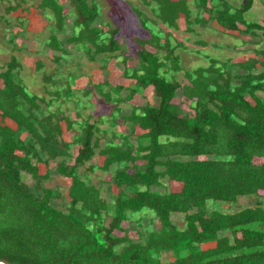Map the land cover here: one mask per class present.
Listing matches in <instances>:
<instances>
[{
	"label": "trees",
	"instance_id": "16d2710c",
	"mask_svg": "<svg viewBox=\"0 0 264 264\" xmlns=\"http://www.w3.org/2000/svg\"><path fill=\"white\" fill-rule=\"evenodd\" d=\"M61 1H39V8L52 14L44 47L59 53L53 56L59 63L69 53L67 44H72L90 62L106 57L101 66L106 69L109 58L121 55L119 27L97 25L95 0H64L73 15L67 34ZM154 1L157 20L146 18L166 23L163 0ZM180 1L185 2L168 0L167 4ZM212 1L194 0L196 8L224 30L250 36L259 31L264 39V21L241 18L252 0L235 10L224 1ZM132 10L137 17L145 16L136 7ZM173 14L170 26L181 12ZM184 18L189 21L188 9ZM140 25L150 36L138 41L139 68L129 70L128 57L122 55V74L133 86L109 85L104 80L89 83L83 92L88 95L94 88L105 103L112 104L110 123L131 122L130 132L139 127L142 132L136 143L127 135L110 132L108 136L99 127L101 116L80 123L59 107L45 112L43 107L53 100L27 91L18 78L20 63L15 56L0 65V261L4 264H264V48L243 61L209 58L206 68L185 71V80L167 79L165 70H181L173 54L179 43H171L169 31L154 34L146 22ZM145 44L163 50V57L148 52ZM36 67H42L40 60ZM53 75L43 73L41 79L54 85ZM148 87L157 98L156 105L145 100L122 114L119 103ZM70 90L66 85L62 94L68 97ZM179 90L190 101L191 116L182 113V101H174ZM60 94L58 90L50 93L55 98ZM62 121L67 131L75 133L71 142L63 137ZM72 144L76 145L74 156ZM96 154L103 157L101 169L115 165L111 183L118 192L110 201L99 186L78 174L80 168L97 167L90 163ZM66 157L72 162L67 163ZM50 161L55 163L52 171L70 180L67 200L43 185L52 172ZM39 164L47 166L43 173ZM24 173L33 179L34 192L22 179ZM164 178L180 183V189L156 190ZM248 195L258 197L254 206L231 213L206 209L208 200L234 202ZM56 198L66 201L63 209L53 204ZM144 210L153 213L158 228L143 240L133 239L122 222ZM172 213L183 215L182 228L173 223ZM212 242L214 246L204 247ZM164 251L172 252L173 259L161 260L158 255Z\"/></svg>",
	"mask_w": 264,
	"mask_h": 264
},
{
	"label": "rangeland",
	"instance_id": "374dc122",
	"mask_svg": "<svg viewBox=\"0 0 264 264\" xmlns=\"http://www.w3.org/2000/svg\"><path fill=\"white\" fill-rule=\"evenodd\" d=\"M40 0H0V65H2L6 60L9 59L11 55L16 56L20 60V68L18 78L21 79L22 83L26 86L29 93H33L38 96H44L46 99L53 100L52 103L43 107V110L47 112L48 110L54 111L57 107L63 111L65 115H68L73 120H77L82 123L84 119L89 118L92 122L101 116L102 122L99 123V127L107 131L109 136L110 132H115L117 135H127L129 140L136 143L137 135L142 132L139 127H135L134 132L131 131L133 124L131 122H122L121 120L115 124L110 123V112L112 109L111 103H105L100 96L95 92L93 88L92 92L88 95H84V92L89 87V83H98L107 80L109 85L121 84L125 87L133 86V81L129 78H125L122 74L123 64L122 55H126L127 68L132 70V68L139 67L137 58L135 56L136 49L138 48V41L143 38L149 37L148 29L140 25V22H146V26L152 29V32L156 34L158 31L164 34L163 29L157 30L161 21L157 24L149 18L157 20V5L154 3L144 2V0H95L98 9L99 17L97 18V25L106 29L109 27H119V32L117 33L118 43L121 47V54L117 59L109 58L106 69H102V63L106 60V57H100L98 62H90L87 60L82 49L76 48L72 44H67L66 49L69 51L65 54L63 58H60L59 63L53 58L54 55H59L58 52L51 51L44 47V43L49 36V27L52 23V14L49 10H41L38 6ZM224 1L228 4L232 10L240 7L245 0H213L212 4L215 2ZM65 7L66 12V33L71 32V23L73 15L68 11L66 2L61 1ZM165 4V19L168 20L165 26L169 27L170 15L174 17V12H181L185 14L188 9L189 21L187 24L194 19L192 17H197V21L200 23L203 17L206 18L207 14H203L202 10L197 14L196 6L194 0L185 2H171L168 5V0H163ZM186 4V5H185ZM189 4V5H188ZM11 7H8V6ZM132 7L138 8L145 16L137 15L132 10ZM154 9V10H153ZM183 16L180 17V26L183 28ZM243 21L246 22H259L264 21V0H252L251 8L245 11L241 16ZM159 20V18H158ZM195 21V20H194ZM199 22V21H198ZM199 23V24H200ZM210 24V23H209ZM108 25V26H107ZM195 25V24H194ZM243 26L240 25V29L243 30ZM200 32V31H199ZM204 38L209 42L208 46L200 45L198 48H184L182 46L185 43V38L179 35L180 32L176 33L177 37L170 36V41L174 44L176 41L179 46L175 48L173 54L179 58V66L181 70L171 71L169 69L164 71V75L167 79L175 77L177 80L181 81L184 79L185 71H193L197 68H206L209 64V57H214L217 60L227 62L228 60L243 61L246 58H236L240 55L239 50H245L244 57L248 56V53H253L252 48L255 50L264 48V39L261 37L260 32L257 31L256 36L247 35L245 32L241 31L240 36H244L245 42L241 39L235 38L231 33L217 32L212 26H203L201 30ZM175 40V41H174ZM246 45L242 49V43ZM254 43L258 44L256 46L251 45ZM212 43V44H211ZM149 50H154V48L148 47ZM193 50V51H190ZM198 51V52H197ZM163 50H158L156 53L159 57H163ZM178 53V54H177ZM253 57V56H252ZM36 60L42 61V67L38 69L35 66ZM42 71L46 73L56 74L53 76L54 85L50 82L44 83L41 79ZM1 84V81H0ZM66 85L70 86V95L66 97L65 94H60L59 98H55L50 93L46 92L45 89L54 88L58 90L64 89ZM106 87L105 89H107ZM41 93L43 95H41ZM126 91L122 92L124 95ZM145 100L150 102L152 105H156L157 98L152 94L151 87L145 90H139V92L130 101H124L119 103V108L122 114H128L133 105H139ZM174 101H182V113L185 115H192L193 111L189 107L190 101L182 96L181 91L177 92ZM4 122H10L5 119ZM63 128V137L66 141L72 139V135L75 134L73 131H67L64 122H61ZM15 126V125H13ZM77 130V128H76ZM120 141V138H118ZM71 155L76 154V145L72 144L70 149ZM67 163L72 162L71 157L63 158ZM103 157L96 154L90 161L91 164L97 167L93 170L84 171L83 168L78 169V174L85 178L90 183H93L100 187L101 194L109 201L111 197H114L118 192V189L111 183V175L114 172L115 165H111L108 170H103L98 166L102 165ZM140 167H142L143 162H137ZM54 161L49 162V167L54 166ZM44 164H39L40 173H43L45 168ZM22 179L30 186V191L33 190V179L26 173L22 175ZM70 183L69 178L63 177L51 172L50 177L43 182L45 187L51 188L52 190H57L62 197L67 200V188ZM181 184L175 181H169L166 178L161 180V186L155 189L160 192H171L178 191ZM258 199L255 195L239 196L234 202H220L208 200L206 202V209L212 210L217 209L222 212H235L244 207L254 206L255 201ZM65 200L56 198L53 200V204L63 209L66 203ZM264 202V198H261ZM171 219L173 223L182 228L184 226L183 215L180 213H172ZM107 217L105 221H108ZM122 227L124 231L133 239H144L146 234L152 230L158 228L157 220L155 219L152 212L144 210L138 213L131 214L129 218L122 222ZM117 234H123V231H116ZM214 243H207L204 247H212ZM161 260L167 261L173 259L172 252L164 251L158 255Z\"/></svg>",
	"mask_w": 264,
	"mask_h": 264
},
{
	"label": "crops",
	"instance_id": "0c3cea01",
	"mask_svg": "<svg viewBox=\"0 0 264 264\" xmlns=\"http://www.w3.org/2000/svg\"><path fill=\"white\" fill-rule=\"evenodd\" d=\"M151 1V3H154V4H156V2L154 1V0H150ZM172 1H176V0H172ZM185 1H190V0H185ZM217 3V1L215 2V4ZM189 5V4H188ZM195 11H197V14H199L200 13V10H198L197 8H196V10ZM203 14L205 13L206 14V12H202ZM182 16V14L179 16V17H177L176 18V20H175V24L173 25V26H170L169 25V27L168 26H165V23H160L159 25V27L157 26L156 28H157V30L159 29H163V32H166V31H169V32H171L172 34H173V37L172 38H174V37H177L176 36V33L177 32H180V34L179 35H184L183 37L185 38V43L183 44V46H184V48L186 49V48H188V46L190 47V48H194V49H196V48H198L200 45H202V46H208V41L204 38V36L202 35V33H201V30L203 29V26H206V27H213L215 30H217V32H223V33H231L235 38H237L238 40L239 39H241V40H243L244 42H245V37L244 36H240V32L239 31H235V30H233V31H230V30H224L214 19H211V18H208V14H207V17L206 18H204L203 17V20L201 21V22H203L204 21V23H200V20H196V19H198V16L197 17H192L194 20L193 21H191V22H189L188 24H187V22H186V20H185V18H183V28L180 26V17ZM189 19H190V17H189ZM200 23V24H199ZM210 23V24H209ZM157 24V23H156ZM195 24V25H194ZM239 27H240V25H239ZM148 31V33H149V30H147ZM200 31V32H199ZM155 32H158V31H155ZM49 34H50V31H49ZM150 34V33H149ZM160 35H162L161 33H159ZM248 35V34H247ZM150 36V35H149ZM147 38V37H146ZM175 41V40H174ZM46 42H47V40H46ZM45 42V43H46ZM163 42V39L162 40H160V43H162ZM208 42V43H207ZM244 42L242 43V49L244 48V47H246V45L244 44ZM44 43V44H45ZM175 44H177V41L173 44V45H175ZM212 44V43H211ZM258 44V42L257 43H254L253 42V44H251V45H254V46H256ZM147 46L148 47H151V48H154L153 46H151V45H148V44H145V46H144V48L148 51V52H151V53H157L158 51L156 50V48H154V50H149L148 48H147ZM47 49V48H46ZM197 50V49H196ZM253 50H255L254 48H252V50H250V51H253ZM190 51H193V50H190ZM198 52V51H197ZM245 52V50L243 51V50H239V52L238 53H240V55H238L236 58H248V57H252V56H254V52L251 54V53H248V56L247 57H244V53ZM178 54V53H177ZM157 55V54H156ZM14 56V55H13ZM209 58H214V57H211V56H208ZM15 58H16V56H15ZM128 58H130V57H128ZM133 58H137V56H136V52H135V56L133 57ZM17 59V61L19 62V63H21L20 62V60H19V58H16ZM7 61V60H6ZM5 61V62H6ZM41 61V60H40ZM138 61V60H137ZM239 61H241V60H239ZM35 62V66H36V63H38V60H36V61H34ZM42 62V61H41ZM127 65V64H126ZM138 66H139V64H138ZM139 67H137V69H138ZM132 69H136V68H132ZM43 73H45V74H51V73H46V72H43L42 71V74ZM56 75V74H55ZM55 75H53V76H55ZM42 76V75H41ZM1 85V84H0ZM46 90V92H48V93H51V92H53V91H55V90H58V89H55L54 90V88H48V89H45ZM58 91H60V93L62 94L63 93V89L62 90H58ZM151 91H152V88H151ZM83 93V92H82ZM41 95H43L42 93H41ZM48 102H49V99H46ZM8 121H10V122H6V124L8 125V126H10L11 128H16V124L12 121V120H9L8 119ZM13 125H15V126H13Z\"/></svg>",
	"mask_w": 264,
	"mask_h": 264
},
{
	"label": "water",
	"instance_id": "95a60500",
	"mask_svg": "<svg viewBox=\"0 0 264 264\" xmlns=\"http://www.w3.org/2000/svg\"><path fill=\"white\" fill-rule=\"evenodd\" d=\"M0 264H4V263L0 261Z\"/></svg>",
	"mask_w": 264,
	"mask_h": 264
}]
</instances>
